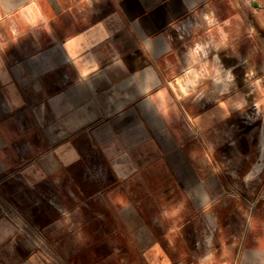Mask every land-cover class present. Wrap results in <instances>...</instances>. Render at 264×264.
Wrapping results in <instances>:
<instances>
[{"label": "crops", "instance_id": "0c3cea01", "mask_svg": "<svg viewBox=\"0 0 264 264\" xmlns=\"http://www.w3.org/2000/svg\"><path fill=\"white\" fill-rule=\"evenodd\" d=\"M0 264H264V0H0Z\"/></svg>", "mask_w": 264, "mask_h": 264}, {"label": "built area", "instance_id": "2783aa9c", "mask_svg": "<svg viewBox=\"0 0 264 264\" xmlns=\"http://www.w3.org/2000/svg\"><path fill=\"white\" fill-rule=\"evenodd\" d=\"M181 28L183 29V31L185 32L186 31V28L184 25L181 24ZM260 114L259 110L257 109V106L254 104L252 107H251V111L249 112V119L252 117V118H255L257 117L258 115ZM247 118V117H246Z\"/></svg>", "mask_w": 264, "mask_h": 264}, {"label": "rangeland", "instance_id": "374dc122", "mask_svg": "<svg viewBox=\"0 0 264 264\" xmlns=\"http://www.w3.org/2000/svg\"><path fill=\"white\" fill-rule=\"evenodd\" d=\"M177 33L180 34V35H184V34H186V31L184 32L183 29L181 28V25H179L177 27Z\"/></svg>", "mask_w": 264, "mask_h": 264}]
</instances>
